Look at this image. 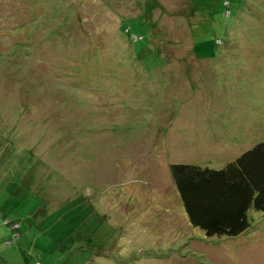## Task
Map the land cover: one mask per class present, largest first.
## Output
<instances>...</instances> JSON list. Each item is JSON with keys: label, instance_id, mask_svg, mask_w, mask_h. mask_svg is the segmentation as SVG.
Returning <instances> with one entry per match:
<instances>
[{"label": "rangeland", "instance_id": "374dc122", "mask_svg": "<svg viewBox=\"0 0 264 264\" xmlns=\"http://www.w3.org/2000/svg\"><path fill=\"white\" fill-rule=\"evenodd\" d=\"M262 141L264 0H0V264H264L169 168Z\"/></svg>", "mask_w": 264, "mask_h": 264}, {"label": "trees", "instance_id": "16d2710c", "mask_svg": "<svg viewBox=\"0 0 264 264\" xmlns=\"http://www.w3.org/2000/svg\"><path fill=\"white\" fill-rule=\"evenodd\" d=\"M169 168L188 222L206 236L242 233L249 226V208L264 214V141L222 168L190 163H171ZM10 224H18L19 231V223L8 220Z\"/></svg>", "mask_w": 264, "mask_h": 264}]
</instances>
